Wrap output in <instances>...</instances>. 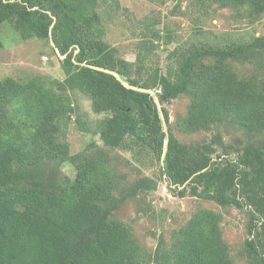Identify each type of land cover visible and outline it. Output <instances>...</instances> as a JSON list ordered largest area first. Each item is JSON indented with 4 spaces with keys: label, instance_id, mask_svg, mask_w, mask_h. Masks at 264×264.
Returning <instances> with one entry per match:
<instances>
[{
    "label": "trees",
    "instance_id": "obj_1",
    "mask_svg": "<svg viewBox=\"0 0 264 264\" xmlns=\"http://www.w3.org/2000/svg\"><path fill=\"white\" fill-rule=\"evenodd\" d=\"M221 7H247L252 16L264 12V0H210ZM97 0H0V25L10 23L23 41L50 39L61 56L63 81L0 80V264H145L143 250L128 227L114 218L126 196L147 193L156 182L143 177L120 190L122 175L114 171L107 150L130 152L143 147L162 163L169 189L217 206L244 210L248 238L240 255L246 264H264V144L249 143L232 159H213L211 143L180 142L163 122L153 96L124 88L116 72L132 86L157 90L164 103L188 95L183 125L187 131L236 125L248 134L264 132V73L239 79L236 62L264 55V36L247 43L192 46L176 59L173 72L154 71L147 80L130 78L116 49L104 39ZM85 93L92 111L106 116L96 123L103 144L68 162L74 178L60 184L44 176L41 163L56 151L58 122L73 112L63 95ZM63 94V95H61ZM118 191L119 197L114 195ZM121 191V192H120ZM121 194V196H120ZM221 214L200 209L179 229L169 248L158 244L157 264H234L220 229Z\"/></svg>",
    "mask_w": 264,
    "mask_h": 264
},
{
    "label": "rangeland",
    "instance_id": "obj_2",
    "mask_svg": "<svg viewBox=\"0 0 264 264\" xmlns=\"http://www.w3.org/2000/svg\"><path fill=\"white\" fill-rule=\"evenodd\" d=\"M96 3L104 26V41L116 49V57L123 61L129 77L140 81L147 80L154 71L173 72L178 56L192 46L247 43L264 36V12L252 16L247 7H221L210 0H97ZM60 56L50 39L23 41L10 23L0 25V80L37 76L45 86L53 80L63 81ZM233 69L239 79L254 72L260 76L264 73V55L252 62H236ZM151 91L153 95L159 92ZM63 96L66 105L74 109L67 111L68 118L58 122L57 138L68 145V152L56 151L40 165L44 176L60 184L74 178L75 170L68 162L72 157L90 152L91 148H103L96 123L106 116L92 111L91 100L85 93L67 91ZM189 105L190 97L184 94L163 104L168 114V122L162 120L164 131L170 129L180 142L187 144L211 143L214 136H220L221 144L214 145V160L218 155L226 157L225 149L234 159L236 152L247 144H264V132L252 136L230 123L209 130L187 131L183 122ZM135 149L134 152L112 149L107 153L114 171L123 177L120 190L125 187L126 191L131 183L143 177L156 182L153 191L126 196L113 215L131 231L141 253L143 250L145 264H157L152 256L158 244L169 248L175 233L200 209L221 214L220 229L234 264H246L240 255L248 238L246 212L223 209L189 194L177 196L160 172L162 163L156 162L146 148ZM114 195L119 197L118 191Z\"/></svg>",
    "mask_w": 264,
    "mask_h": 264
},
{
    "label": "water",
    "instance_id": "obj_3",
    "mask_svg": "<svg viewBox=\"0 0 264 264\" xmlns=\"http://www.w3.org/2000/svg\"><path fill=\"white\" fill-rule=\"evenodd\" d=\"M50 40H51V34H50ZM52 46L54 47V43L53 42H52ZM60 57H61V59H64L65 58V56H60ZM86 66L89 67V68H91V69H93V70L100 71V72H103V73L112 75L126 89L134 90V91H138V92H142V93H148L151 96H153L154 102H155V105L157 107V110H158V112L160 114V117H161L162 120L164 119L163 118V115H162V112H161L160 102H159L157 96H155V93L153 95V93H152L151 90L144 89V88H139V87L130 85L128 82H126L125 80H123L116 72H114L112 70H109V69H106V68H103V67L94 66V65H86Z\"/></svg>",
    "mask_w": 264,
    "mask_h": 264
}]
</instances>
